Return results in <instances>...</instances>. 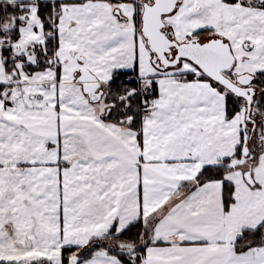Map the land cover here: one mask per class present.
I'll use <instances>...</instances> for the list:
<instances>
[{
	"label": "snow or ice",
	"instance_id": "obj_1",
	"mask_svg": "<svg viewBox=\"0 0 264 264\" xmlns=\"http://www.w3.org/2000/svg\"><path fill=\"white\" fill-rule=\"evenodd\" d=\"M0 264H264V0H0Z\"/></svg>",
	"mask_w": 264,
	"mask_h": 264
}]
</instances>
